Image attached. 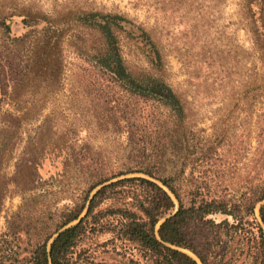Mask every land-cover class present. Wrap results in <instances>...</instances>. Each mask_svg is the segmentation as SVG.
Listing matches in <instances>:
<instances>
[{
  "label": "rangeland",
  "instance_id": "374dc122",
  "mask_svg": "<svg viewBox=\"0 0 264 264\" xmlns=\"http://www.w3.org/2000/svg\"><path fill=\"white\" fill-rule=\"evenodd\" d=\"M241 1L0 0V11L14 14L6 19L10 32L0 24V255L24 256L38 229L53 228L81 201V165L116 172L146 162L155 134L168 143L162 160L168 171L178 168L186 200L239 197L264 183V93H246L260 63ZM30 10L49 22L27 25L19 14ZM81 10L121 13L146 28L162 63L151 62L146 42L125 22L118 31L125 64L143 81L164 79L181 98L187 153L169 140L180 118L163 101L126 94L101 78L100 34L73 19ZM125 251L98 246L90 262L150 264L137 248Z\"/></svg>",
  "mask_w": 264,
  "mask_h": 264
},
{
  "label": "trees",
  "instance_id": "16d2710c",
  "mask_svg": "<svg viewBox=\"0 0 264 264\" xmlns=\"http://www.w3.org/2000/svg\"><path fill=\"white\" fill-rule=\"evenodd\" d=\"M240 4L243 25L260 63L253 81L245 84L249 97L256 89L264 93V0H242ZM23 13L19 15L27 25L49 22L44 13ZM12 15L0 11V24L8 32L11 28L6 19ZM74 16L100 34L95 59L101 78L124 88L126 94L163 101L180 118L169 140L172 144L181 142L177 151L187 153L186 108L181 98L164 79L150 76L143 81L125 64L118 32L125 22L132 23L134 32L146 42L151 62L162 63L160 49L146 28L117 12L81 10ZM40 43L42 48L48 47V41ZM155 135L152 158L146 162L122 166L116 172H106L102 165H81L87 174L81 201L63 212L53 228L38 229L27 254H2L0 263L92 264L101 246L117 254L137 248L150 264H264V183L250 184L239 197L195 194L186 200L175 177L178 168L168 171L162 160L168 143H161L160 135ZM129 173L145 175L127 176ZM101 234H107L103 241L98 239ZM8 251L13 254L12 246Z\"/></svg>",
  "mask_w": 264,
  "mask_h": 264
},
{
  "label": "water",
  "instance_id": "95a60500",
  "mask_svg": "<svg viewBox=\"0 0 264 264\" xmlns=\"http://www.w3.org/2000/svg\"><path fill=\"white\" fill-rule=\"evenodd\" d=\"M190 253V252H189ZM190 254H192L193 256H195L193 253H190ZM196 257V256H195ZM197 258V257H196ZM199 260V259H198Z\"/></svg>",
  "mask_w": 264,
  "mask_h": 264
}]
</instances>
